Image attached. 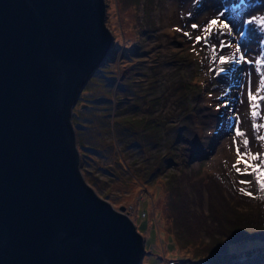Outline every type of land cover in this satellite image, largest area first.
<instances>
[{"label": "rangeland", "instance_id": "rangeland-1", "mask_svg": "<svg viewBox=\"0 0 264 264\" xmlns=\"http://www.w3.org/2000/svg\"><path fill=\"white\" fill-rule=\"evenodd\" d=\"M104 2L111 45L71 107L81 172L97 194L122 204L141 232L139 264L220 260L180 236L173 215L175 189L192 193L197 212L206 211L204 189L198 201L195 185L172 184L166 176L198 180L227 169L234 182L250 181L241 185L251 188V175L238 174L233 164L237 148L264 151V0H249L240 21L225 9L238 0ZM212 19L218 23L209 42L197 43ZM189 79L193 88L183 87Z\"/></svg>", "mask_w": 264, "mask_h": 264}, {"label": "water", "instance_id": "water-1", "mask_svg": "<svg viewBox=\"0 0 264 264\" xmlns=\"http://www.w3.org/2000/svg\"><path fill=\"white\" fill-rule=\"evenodd\" d=\"M104 0H0V264H139L143 236L84 178L71 107L106 55Z\"/></svg>", "mask_w": 264, "mask_h": 264}, {"label": "trees", "instance_id": "trees-1", "mask_svg": "<svg viewBox=\"0 0 264 264\" xmlns=\"http://www.w3.org/2000/svg\"><path fill=\"white\" fill-rule=\"evenodd\" d=\"M248 1L238 0L234 5L230 2V5H225V9L230 7L233 17L239 19L244 14V7ZM196 6L197 4L194 7ZM241 25L239 23L238 27ZM245 30V28L241 29L243 34ZM192 83L194 82L190 79L188 82L184 81L183 87L193 88ZM258 153L261 155L253 164L264 160V151ZM158 169L155 168L156 171ZM173 177L170 174L166 179L172 184L184 182L195 185L197 189H194V192L197 193L198 201L202 197L201 189L205 191L206 211L197 212L190 203L196 202L191 201L192 193L188 196L183 185L184 188L181 190L180 187L175 189L174 196L179 200H175L173 215L180 236L190 243H199L202 251L219 256L220 260L212 258L209 264H264V191L259 190L255 174L251 175L250 189L239 182H234L227 169L222 173H206L198 180H186L187 175L183 173H174ZM241 189L244 191L242 192ZM245 192L250 195H246ZM199 229L206 237L201 235ZM230 245L236 246V250L229 249Z\"/></svg>", "mask_w": 264, "mask_h": 264}, {"label": "snow or ice", "instance_id": "snow-or-ice-1", "mask_svg": "<svg viewBox=\"0 0 264 264\" xmlns=\"http://www.w3.org/2000/svg\"><path fill=\"white\" fill-rule=\"evenodd\" d=\"M217 23H218L217 19H212V20L208 21V24H207L206 28L204 29V32L206 33V35L196 36L195 41L197 43H199L203 39L204 42L207 44L209 42V37L211 35H213L212 28L214 25H217ZM219 23H220V26L222 28H225V29L228 28V24H226L222 21H219ZM192 27L195 29L198 26L194 24V25H192ZM177 30H179V29H177ZM184 35L187 36L189 34L184 33ZM216 47H217L216 45H213V49H215ZM219 47L224 48V47H227V45H225L224 42L221 41ZM236 51L239 52L240 48L237 47ZM243 59H244V57L241 56L239 59H237L236 63H240L241 60H243ZM227 62L228 61H227V58L225 56L221 55L219 57V63L225 64ZM220 71H224V69H220ZM250 98L254 99V97H252V96H250ZM253 114L255 115V113H253ZM236 135L241 136V135H243V133H241L239 130H237ZM262 138H264V137H262ZM244 144L247 147L248 141L244 140ZM236 152H237V160H236L235 164H233V168L236 169L237 173L240 175L255 174V180H256L257 185L259 186V190L264 191V160H260V162L258 164H252L250 162V161H254V160L259 159L261 154H259V153L252 154V153H249L247 151L241 153L239 148L236 149ZM240 164L244 165L243 171H241V169L239 167H237ZM249 169H251V171H249ZM240 183L241 184H247V183H251V182L242 180V181H240ZM241 191L243 192L244 189H241ZM245 194L250 195V193H247V192H245Z\"/></svg>", "mask_w": 264, "mask_h": 264}]
</instances>
